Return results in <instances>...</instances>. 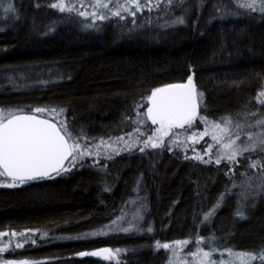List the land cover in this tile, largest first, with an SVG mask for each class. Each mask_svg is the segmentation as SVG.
Returning a JSON list of instances; mask_svg holds the SVG:
<instances>
[{"label": "trees", "instance_id": "1", "mask_svg": "<svg viewBox=\"0 0 264 264\" xmlns=\"http://www.w3.org/2000/svg\"><path fill=\"white\" fill-rule=\"evenodd\" d=\"M52 1L11 0L17 12L0 23V107H64L66 113L56 119L66 117L95 142L127 139L135 125L125 117H135V105L146 104L142 97L155 87L186 82L193 71L209 119L235 116L245 105L250 111L260 107L255 97L264 88V14L238 9L235 0H174L170 8L162 4L160 11L138 13L145 26L129 32L130 16L127 22L113 17L86 29L89 20L60 13L50 7ZM181 15L185 24L160 27ZM33 76L38 80L20 86ZM142 130L149 135L153 126L148 121ZM94 159L86 157L83 167L51 179L0 186V231L29 230L30 237L23 248L2 253L4 258L35 264H165L166 250L155 249L156 241L189 239L194 246L197 235H214L220 249L264 248V193L248 202L244 218L235 215L237 197L230 194L201 223L203 213L231 187L227 165L185 159L177 148L142 153L137 147L112 159L102 156L106 168L92 166ZM244 167L237 166V180ZM140 205L144 232L125 233L111 223L122 209L131 219ZM100 230L106 234L91 235ZM103 247L126 254L120 261L77 255Z\"/></svg>", "mask_w": 264, "mask_h": 264}, {"label": "snow or ice", "instance_id": "2", "mask_svg": "<svg viewBox=\"0 0 264 264\" xmlns=\"http://www.w3.org/2000/svg\"><path fill=\"white\" fill-rule=\"evenodd\" d=\"M180 2L183 3V0ZM162 4L170 8L174 0H55L50 7L58 9L60 13L75 14L84 21L90 20V23L83 25L86 29L97 28V21H106L113 17L127 22V17L130 16L133 28H130L129 32H132L145 26L138 23V13L145 11L151 13L154 9L160 11ZM235 4L238 9L264 14V0H235ZM0 7L3 8L5 17L17 12L11 0L7 3L0 0ZM185 12L187 13V10ZM145 23L151 24L152 21L148 19ZM185 23V15H181L171 21H165L160 27L167 28ZM194 75L193 71L192 75L187 76L186 82L155 87L146 98L142 97V100L146 99V104L135 105V117H125L126 122L135 125L134 132L126 134L127 139L119 136L109 137L107 140L100 138L95 142L82 128L74 129L73 122L66 117L56 119L66 113L64 107L27 106L8 109L0 107V177L10 180L7 187H19L31 181H41L66 174L77 165L83 167L86 157H95L92 166L106 168L107 165H102L100 158L103 156L112 159L113 154L118 155L121 151H132L137 147L142 153L149 148H167L169 151H172L173 147L184 148L185 159H194L204 164L227 165L225 175L229 177L231 187H226L216 203L203 213L201 223L210 220L230 194H235L237 197L235 215L244 218L245 209L249 206L248 202L254 200L260 193H264V88L256 94L255 100L260 107L255 111H250V105H245L244 109L235 116L227 114L209 119L203 114L206 112V104L203 103L204 93L199 90ZM241 116L244 117L243 120L240 119ZM249 117L255 119L249 120ZM148 121L156 127L145 139L143 137L146 133L141 131V126L147 127ZM197 121L204 125L203 131L195 130L189 134L190 130L197 128ZM205 137H210L211 143L205 141L206 147L202 151L196 150L194 145L199 144ZM121 144L123 147H119ZM189 147H192L194 152L191 157L187 155ZM244 161L248 162L246 167ZM238 165L244 167V171L239 174L242 177L239 180L236 173ZM250 169L254 170L251 175H249ZM236 189L239 191H235ZM130 203L137 205L135 200ZM143 211L142 205L137 206L131 219H126L128 213L122 209L121 216L111 223L118 225L126 222L127 227L119 229L125 233L144 232L145 229L139 223L144 219ZM25 231L13 230L10 233L0 231V237H23V242L17 240L15 243V248L19 249L23 248L30 239L25 235ZM146 231L151 233L153 229L149 225ZM103 234H106L103 230L91 233L93 236ZM81 238L83 237H75V239ZM216 240L214 235L207 238L197 235L196 248L189 253L192 257L190 262L188 260L181 262L180 259V252L189 245V239L164 243L156 241V247L171 252L169 264H236L237 261L239 264H252L253 261L264 264V248L257 252H237L227 247L221 251ZM32 243L34 244L35 240H32ZM11 246V239L7 243H2L0 253L6 252ZM120 251V249L103 247L92 251H81L77 255L102 257L106 261H112ZM218 251L221 252V257L227 253L228 259H215L214 254ZM0 264H34V262L28 259H3L0 260Z\"/></svg>", "mask_w": 264, "mask_h": 264}, {"label": "rangeland", "instance_id": "3", "mask_svg": "<svg viewBox=\"0 0 264 264\" xmlns=\"http://www.w3.org/2000/svg\"><path fill=\"white\" fill-rule=\"evenodd\" d=\"M7 2H8V0H3V3H7ZM53 2H55V0H53L52 3ZM6 19H7V17H5V14L3 12V8L0 7V23H4V21ZM89 22H91V21L89 20ZM22 78L23 77H21V79ZM35 80H38V79L36 77H34V78H31V79H27V80H22V81L20 80V86L32 84L31 82H34ZM155 127L156 126H153V130L155 129ZM203 128H204V125L202 123H200L199 121H197V128H194V129L190 130L189 134H191V131H195V130L203 131ZM178 131H182V130H178ZM142 132H145L146 133V135L143 137V138L146 139L147 138V131L142 130ZM150 134H152V133H150ZM205 141H207L208 143H211L210 137H205L204 140H202L199 144L194 145V148L196 150L202 151L206 147ZM119 147H121V146H119ZM174 148L175 147H173V149ZM177 149L179 151H181L183 154H185V149L184 148H177ZM147 150H153V151L157 150V151H160L162 149H151V148H149ZM187 155L189 157H191V156L194 155V152H193V148L192 147H189L187 149ZM205 158H207V157H205ZM7 183H10V181H9L8 178H6V177H0V186H6ZM126 219H130V217L127 216ZM124 223L118 224V225H114V227L119 228V229H120V227H127V224H124ZM9 239L12 240V246L10 247V248H12L13 246H15V243L17 242V240L23 242V239L24 238L23 237H11V236H8V237H0V242L7 243ZM2 243H0V246H2ZM161 243H164V242H161ZM154 248L157 249L156 244L154 245ZM195 248H196V243H195L194 246H191V242H190L189 245L185 246L183 248V250H181V252H180L181 262H183L184 260H188L190 262L192 260V257L189 255V253H191L192 251H194ZM205 248L207 249V245H205ZM120 250H121L120 253L118 254V256L115 259H113V261H120L124 257V255L126 254V251L124 249H120ZM220 250L222 251L223 249H220ZM237 252H239V251H237ZM166 254H167V258H166L165 264H169V258L171 256V252L169 250H166ZM214 258L217 259V260H220L221 258L228 259V256H227V253H224L223 254V257H221V252L218 251L217 253L214 254ZM3 259H7V258H4L3 257V254L0 253V260H3ZM33 262L35 264V261H33ZM61 264H64V263H61ZM236 264H239V262L237 261Z\"/></svg>", "mask_w": 264, "mask_h": 264}, {"label": "water", "instance_id": "4", "mask_svg": "<svg viewBox=\"0 0 264 264\" xmlns=\"http://www.w3.org/2000/svg\"><path fill=\"white\" fill-rule=\"evenodd\" d=\"M46 179V178H45ZM98 258H102V257H98ZM103 259V258H102Z\"/></svg>", "mask_w": 264, "mask_h": 264}]
</instances>
